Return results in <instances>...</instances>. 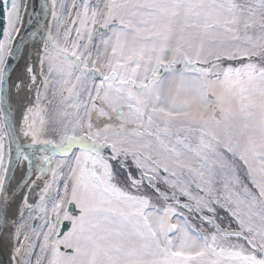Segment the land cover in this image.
Segmentation results:
<instances>
[{
  "label": "snow or ice",
  "instance_id": "6c2138e0",
  "mask_svg": "<svg viewBox=\"0 0 264 264\" xmlns=\"http://www.w3.org/2000/svg\"><path fill=\"white\" fill-rule=\"evenodd\" d=\"M0 4V230L12 225L15 264H264V0H52L39 86L31 64L8 85L35 90L25 143L3 107L20 5ZM50 88L65 120L46 119ZM13 143L17 164L52 172L35 207L8 203Z\"/></svg>",
  "mask_w": 264,
  "mask_h": 264
},
{
  "label": "water",
  "instance_id": "95a60500",
  "mask_svg": "<svg viewBox=\"0 0 264 264\" xmlns=\"http://www.w3.org/2000/svg\"><path fill=\"white\" fill-rule=\"evenodd\" d=\"M24 9H25L24 17L19 33L17 34L16 39L14 40V43L12 45L14 52L13 55L9 57L7 61L8 69L5 76V89H4L6 103L3 105V107L11 109V123L13 125V129L17 136H19L16 127L17 112H16V108L11 103L12 89H9L8 85L13 84V79L15 78L17 73V67L21 63V58L25 50L28 51V57L25 65L31 64L35 70V73L37 74V76H39L38 67H37L39 59L36 53L32 55V46L40 41V36L44 34V30L48 28V23L50 21L51 12H52L51 0H25ZM5 27H6V15L4 12L3 5L0 4V39L3 38V30L5 29ZM0 116L3 121V114L0 113ZM20 142L23 143L21 139ZM11 160L13 162V165L8 174V183H7V192H6L8 196L9 204L12 202V200H14L17 197V195L20 194V192L24 188L22 185L20 187L16 186L12 188L13 187L12 185L15 180V173L19 166V164L16 163V146L14 143L11 145ZM30 175L32 176V170ZM30 175L28 176V178H25V180L23 181L24 183L28 184L29 178L31 177ZM37 187L38 185L34 187L35 190H33L34 194H33V198L30 200L31 202L37 195V191H38ZM13 189H15V192L13 191ZM69 210L72 213H74V205L70 206ZM36 222L37 221H34V225ZM65 225H67V227H70L68 222H65ZM67 227H62L61 231H66ZM5 229H6V225L2 228V230H0L2 231V235H0V240L4 234Z\"/></svg>",
  "mask_w": 264,
  "mask_h": 264
},
{
  "label": "rangeland",
  "instance_id": "374dc122",
  "mask_svg": "<svg viewBox=\"0 0 264 264\" xmlns=\"http://www.w3.org/2000/svg\"><path fill=\"white\" fill-rule=\"evenodd\" d=\"M65 2H67V0H65ZM17 3L20 5V9H19V12H20V21L19 23L17 24V27L19 28L20 30V27H21V24H22V21H23V17H24V12H25V0H17ZM51 7H52V0H51ZM56 7H57V11L60 12L62 11L60 9V0H56ZM58 23L59 21L58 20H54L53 17H52V14H51V18H50V21L48 23V27H51V30L53 32V34L55 35L56 34V29H57V26H58ZM6 27H7V19H6ZM5 27V28H6ZM75 35V33H73V36ZM17 36V35H16ZM98 42V41H97ZM14 43V41H13ZM13 45V44H12ZM41 55H43V48L41 50V52H39ZM37 67H38V74H39V71H40V63H39V60H38V64H37ZM45 74L47 75V64H45ZM50 79L53 81V85L52 87H55V80H56V75H55V72L52 74V76L50 77ZM40 80H41V77L40 76H37V86H39V83H40ZM99 81L97 80L96 83H98ZM90 87V85H89ZM33 96L31 97L32 100L31 102L34 103V100H35V90L33 92ZM92 93L93 95H95V90L92 89ZM48 99L50 100H53V103L50 105V106H47V112H46V119L51 122L53 120H55L56 122H59L61 120H65V117H63L62 115H59L58 112H57V106H58V100L59 98L56 97L55 99L52 97V88L49 89V92H48ZM82 99H87V94L85 93L84 96L82 97ZM23 111V110H22ZM22 111L20 112L19 110V107L16 108V112H17V127H18V133L21 137H23L20 132H19V128H20V121H21V117H22ZM69 112H74L75 110L73 109H68ZM79 116L80 117H83V119L85 120V122H87V119L88 117L85 115L83 109L80 110V113H79ZM76 117L75 116H69L67 119L71 120V119H75ZM92 123H93V126H94V129L96 127H99L100 129H103L104 128V124L107 122V118L106 117H100V118H97L96 114H92ZM0 122H2V118L0 116ZM129 132H131V128L128 129ZM24 138V137H23ZM53 138H56V137H53ZM24 141H25V138H24ZM26 142V141H25ZM5 148H6V151L8 149V141L6 139L5 141ZM79 149H74V152L75 151H78ZM110 154V150L106 151L105 152V155H109ZM73 158L72 154L69 155V157L67 158L68 160H71ZM61 159H64L63 157L57 155L53 158V167H55V161L57 160H61ZM7 160H8V157L6 156V163H7ZM36 164L39 163L38 160L35 161ZM114 164V167L116 166L115 162H113ZM64 172H67V168L65 167L64 168ZM32 176H35L36 178H39V183H38V187H37V195L36 197L33 199V201H28L29 204L33 205V207H35V205L39 204L40 203V197H41V194L43 192V189L45 187V183L46 182H51L52 181V172L49 170L48 172L46 173H43L41 174L39 171L37 170H34V173L32 172ZM31 176V177H32ZM33 183L31 184L30 187H32ZM251 186V185H250ZM31 189V188H30ZM60 191L61 193L63 192V177H58L56 182L52 184V187H51V196L52 197H55L56 196V193L57 191ZM163 190V189H162ZM30 191V190H29ZM150 195H153L154 199H155V194L152 193V192H149ZM31 202V203H30ZM51 204H52V201L49 200L48 202V205L47 207L51 208ZM28 211L25 209L24 211V216L27 217L28 216ZM36 213L33 212V215H35ZM73 214H78V210L75 208L74 206V213ZM49 215H51V213L49 212ZM30 224H34V221L32 222H29ZM44 222L42 220L40 221H37L35 223V225H42ZM46 231V229H44ZM21 241L23 240V236L20 237ZM15 245V240H14V244ZM12 245V246H13ZM35 252L38 254L39 253V248L37 247L35 249ZM35 258L36 256L33 255L31 257L32 261H33V264H34V261H35ZM46 264V262H45Z\"/></svg>",
  "mask_w": 264,
  "mask_h": 264
},
{
  "label": "bare ground",
  "instance_id": "6f19581e",
  "mask_svg": "<svg viewBox=\"0 0 264 264\" xmlns=\"http://www.w3.org/2000/svg\"><path fill=\"white\" fill-rule=\"evenodd\" d=\"M43 48L42 42L39 41L37 43H35L32 46V55L33 54H37L38 52H41ZM27 57H28V51H24V54L21 58V63L18 65L17 67V73L15 78L13 79V83L16 82L17 77L19 75H21L23 73L24 70V65L27 61ZM34 89L31 93H28L27 90L25 89L24 91H21L20 93H17L16 89L12 88L11 90V103L15 108L19 107L20 112L23 110V107L25 104H28L29 102H31L32 100V96ZM17 127V124H16ZM17 131H18V127H17ZM19 135V133H18ZM20 139L22 140L23 143H25L24 138L21 137L19 135ZM36 160L33 161V168H32V172L34 173V170L38 169L36 168ZM31 172L28 171V164L27 161H22L15 173V180L13 183V187H16L18 184H20L21 180H25V178H28V176L30 175ZM31 176V175H30ZM39 178H36L35 176H32L29 178V182H28V187H24L23 190L20 192L19 195H17V197L12 200V202L9 204L10 207L12 209H16L18 205H21V202L23 200V198L25 196L28 197V201H30L33 198V194H34V187H36L39 183ZM35 181V183L33 184L34 186L30 187L32 182ZM31 188V189H30ZM31 192H30V191ZM11 229H12V225L10 223L6 224V229L4 231V234L0 240V264H15V261L11 260V250H12V245L14 244V239H12L11 237Z\"/></svg>",
  "mask_w": 264,
  "mask_h": 264
}]
</instances>
